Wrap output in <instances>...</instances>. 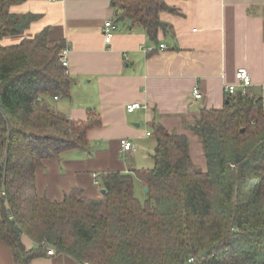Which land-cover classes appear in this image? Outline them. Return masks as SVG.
<instances>
[{"label": "trees", "instance_id": "trees-1", "mask_svg": "<svg viewBox=\"0 0 264 264\" xmlns=\"http://www.w3.org/2000/svg\"><path fill=\"white\" fill-rule=\"evenodd\" d=\"M21 1L0 0V40L39 18L10 12ZM112 4L117 23L130 20L152 38L167 27L160 13L176 11L164 0ZM47 31L0 43V239L14 264H31L47 253L46 245L87 264H264V105L249 91L229 95L222 108H202L191 125L206 171L194 165L186 135L152 119V168L103 173L106 192L98 198L77 187L62 200L38 194V167L87 147L98 123L51 107V97L70 95L73 79L60 61L64 41ZM135 179L148 189L145 201L135 194ZM24 234L37 246L26 248Z\"/></svg>", "mask_w": 264, "mask_h": 264}, {"label": "crops", "instance_id": "crops-1", "mask_svg": "<svg viewBox=\"0 0 264 264\" xmlns=\"http://www.w3.org/2000/svg\"><path fill=\"white\" fill-rule=\"evenodd\" d=\"M112 1L22 0L9 6L12 13L39 18L0 43L17 44L45 29L51 40H63V48L69 49L66 71L73 83L69 96L51 97L49 103L72 120H98L88 132L87 147L63 151L36 170L38 194L52 200H62L75 187L84 196L100 197L102 174L132 173L140 169L144 153L150 164L146 168H152V119L169 132L186 135L194 165L206 171L202 142L191 125L202 108L225 105L227 85L244 90L236 78L239 68L249 71L252 82L246 90L262 97L264 105V0H164L176 11L160 13L167 27L155 38L126 19L117 23L106 42L104 24L117 15ZM196 85L200 99L192 96ZM135 102L141 107L129 112L127 106ZM124 138L134 149L123 150ZM22 242L28 249L37 246L27 234ZM0 264H14L12 249L1 239ZM31 264L86 263L56 249L54 255L46 253Z\"/></svg>", "mask_w": 264, "mask_h": 264}, {"label": "built area", "instance_id": "built-area-1", "mask_svg": "<svg viewBox=\"0 0 264 264\" xmlns=\"http://www.w3.org/2000/svg\"><path fill=\"white\" fill-rule=\"evenodd\" d=\"M118 28L116 19H109L105 22L104 24V36H105V41L106 42H110L112 37H113V33L114 31ZM166 46L164 44H161V48H165ZM69 53V49L68 48H63L60 52V61L62 62V64L67 67L68 66V60H67V54ZM236 78L238 79V81L240 82V84L244 87V90L242 92L247 91L246 89L251 85L252 79H251V75L249 73V71L246 68H239L236 72ZM226 91L229 95H232L234 93L237 92V86L236 85H227L226 86ZM192 96L195 99H200L202 98V92L199 88V86H194L192 89ZM58 97L55 96V99H57ZM141 104L138 102L135 103H131L127 106V110L129 112L134 111L137 108H140ZM150 134V133H149ZM121 144H122V148L124 151L127 150H132L134 149L132 143L128 140V139H121ZM47 247V254L48 255H54L56 253V249L53 246H48ZM189 262L190 263H195L196 262V257H190L189 258ZM87 264V263H86Z\"/></svg>", "mask_w": 264, "mask_h": 264}, {"label": "rangeland", "instance_id": "rangeland-1", "mask_svg": "<svg viewBox=\"0 0 264 264\" xmlns=\"http://www.w3.org/2000/svg\"><path fill=\"white\" fill-rule=\"evenodd\" d=\"M141 162H140V169L141 168H146L148 164V158L146 153L141 154ZM142 181H139V179H135V194L136 196L141 200V201H145L147 198L146 192H145V187L143 186V183H141Z\"/></svg>", "mask_w": 264, "mask_h": 264}, {"label": "water", "instance_id": "water-1", "mask_svg": "<svg viewBox=\"0 0 264 264\" xmlns=\"http://www.w3.org/2000/svg\"><path fill=\"white\" fill-rule=\"evenodd\" d=\"M1 169H2V164H1V162H0V175H1ZM147 191H148V189L145 188V192H147ZM105 192H106V190L103 188V189L101 190V193L104 194Z\"/></svg>", "mask_w": 264, "mask_h": 264}]
</instances>
